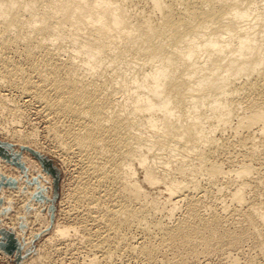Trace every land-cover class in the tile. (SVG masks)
<instances>
[{
    "label": "bare ground",
    "instance_id": "6f19581e",
    "mask_svg": "<svg viewBox=\"0 0 264 264\" xmlns=\"http://www.w3.org/2000/svg\"><path fill=\"white\" fill-rule=\"evenodd\" d=\"M0 85L38 102L51 136L85 164L75 199L99 212L105 243L153 259L152 239L132 245V231L177 249L195 247L193 235L207 248L216 234L239 242L220 211L202 217L204 198L185 192L206 178L202 197L216 188L244 205L264 184L248 163L264 149V0H0ZM7 103L0 95V112ZM227 131L252 144L230 171L216 158L234 143L217 139ZM181 197L192 220L169 227L158 216L172 217ZM245 221L240 235L261 237L264 251V206Z\"/></svg>",
    "mask_w": 264,
    "mask_h": 264
},
{
    "label": "rangeland",
    "instance_id": "374dc122",
    "mask_svg": "<svg viewBox=\"0 0 264 264\" xmlns=\"http://www.w3.org/2000/svg\"><path fill=\"white\" fill-rule=\"evenodd\" d=\"M5 88L0 85V95L3 94L6 103L10 101L11 104H6L3 109L4 111L7 109L5 113L2 110L0 112V264H264L262 238L250 236L243 239L240 235L247 229L245 214L249 209L253 206H264V184L259 187L251 182L252 186L247 191V201L244 205L232 202L225 192L219 193L216 188L209 193L210 195L202 197L203 190H206V182H204L206 178H201L202 189L185 192L190 197L192 194V198L195 199L204 198L198 208L202 217L207 218L210 210L220 211L227 225H223V228L228 232H236L235 234L242 237L241 240L236 235L239 239L237 243L219 239L216 234L215 240L207 248L199 239L200 236L193 235L195 247L177 249L169 242H164L159 234L148 237L141 231H135L136 233L132 231V245L152 239L153 245L158 248L154 260L140 252H134L129 246L125 247L117 241L105 243L107 231L105 226L103 227L104 223L95 222L93 219L99 216L97 215L99 212L92 208L89 210L88 205L79 203L75 199L77 183L79 184V176H82L81 171L83 173L85 171V164L80 162L78 156L64 153L62 144L51 136V117L43 112L38 102L26 96L22 97L16 89ZM47 116L49 118H46ZM224 134L222 132L216 134L220 143L224 144L223 142L227 140L226 143H234L224 148L230 150L229 152L225 153L223 149L224 151H220L216 158L225 171H230L231 166H239L244 158L247 161L252 144L249 142L247 145H240L233 133L227 131ZM257 136L254 137L255 141H259ZM261 152L257 163L254 161L256 159L251 162L248 159V163L253 165L256 172L260 170L263 175L264 149ZM231 175L229 177L234 178L232 173ZM237 185L238 183H233L232 188ZM144 188L152 196L155 197L157 194L162 200L166 199L164 196L166 193L162 191L163 194L160 195L162 192L157 190V187ZM163 189L165 188L162 186ZM183 198L176 199L179 205L172 217H166L165 212L158 213V218H164L169 227L190 219L187 200L184 201ZM225 205L228 206L227 210H223ZM92 210L94 214H91ZM60 228L70 229V237L59 238ZM78 229L80 231L77 232L80 233L76 234Z\"/></svg>",
    "mask_w": 264,
    "mask_h": 264
}]
</instances>
